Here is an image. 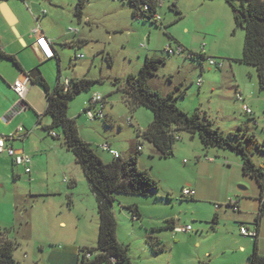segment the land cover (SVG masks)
Here are the masks:
<instances>
[{
  "label": "rangeland",
  "instance_id": "obj_1",
  "mask_svg": "<svg viewBox=\"0 0 264 264\" xmlns=\"http://www.w3.org/2000/svg\"><path fill=\"white\" fill-rule=\"evenodd\" d=\"M80 1L84 3L82 20L75 15ZM161 1L162 22L157 26L136 20L128 0H14L15 13L29 28L40 25L55 40L58 56L41 61L30 46L17 43L12 49L26 73L38 70L52 89L59 77L62 83L96 82L69 104V116L76 120L81 138L105 163L113 160L101 148L106 144L125 160L137 156L138 167L159 183L160 189L145 197L118 196L113 208L118 240L129 247L133 264H237L241 244L255 240L241 235L240 217L228 203L242 201L259 190L256 181L243 174L240 155L219 149L207 152L198 135L182 131L174 155L159 157L156 148L138 135L153 121V112L145 107L131 111L122 90L131 75L139 74L147 56L165 59L148 87L164 97L175 93L183 111H198L234 144L243 141L237 136L240 128H248L255 139L246 144L252 148L257 167H264V153L258 150V144L264 142V90L260 89L257 69L236 61L243 57L246 32L236 27L233 9L225 0ZM170 43L175 49L184 45L188 53L168 55L166 46ZM205 51L209 58L223 63V68L189 56L190 52ZM20 73L11 60L0 57V111L10 82ZM235 79L249 93L256 91V105L246 102L254 111L252 116L245 113V102L237 99L236 90L227 92V83ZM97 94L105 99L106 118L92 121L86 111ZM19 118L36 129L27 140V152L23 143L15 145L17 154L32 156V173L13 167L11 158L0 154V228L10 230L9 238L18 243L15 259L20 264H48L50 254L44 250L51 253L66 243L95 248L100 225L98 204L62 129H52L59 138L44 129L52 124L50 114L43 116L39 126L33 111L29 117ZM187 188L196 190L194 199L184 196ZM130 207H137L140 216L134 218ZM172 220L177 226H191L193 231L167 228Z\"/></svg>",
  "mask_w": 264,
  "mask_h": 264
},
{
  "label": "trees",
  "instance_id": "obj_2",
  "mask_svg": "<svg viewBox=\"0 0 264 264\" xmlns=\"http://www.w3.org/2000/svg\"><path fill=\"white\" fill-rule=\"evenodd\" d=\"M128 1L136 20L151 22L157 26L162 22V20L158 21L155 18L159 15V8L162 6L161 0ZM225 1L233 9L236 27L242 28L246 32L243 57L236 61L257 69L260 89L264 90V0H239V4H236L235 0ZM145 6L149 7L148 11L144 10ZM83 7L84 3L80 1L75 14L79 20L83 18ZM173 8L179 12L175 3ZM190 54L193 55V59L197 56L203 60L209 58L203 53L190 52ZM0 57L11 60L22 70L17 58L3 52L1 46ZM165 63L163 58L147 56L139 74L131 75L122 90L131 111L145 107L154 114L153 121L148 128L143 133L139 132L138 135L141 136L142 134L143 138L156 148L161 158H170L174 155V146L180 140L178 138H180L179 134L182 131L189 132L193 136L198 135L207 152L211 149H219L240 155L243 174L255 180L261 189L260 207L255 219L258 236L254 239L255 246L248 264H264V255L260 253L258 245V229L264 218V167L255 165L250 152L252 148L246 144V141L252 142L255 135L250 134L248 128L244 130L241 127L242 134L236 135L241 136L243 141L234 144L224 136L219 128H214L210 121L203 120L198 111L193 114L183 111L177 105L175 93L164 97L159 92L151 90L148 87L149 79L155 76ZM34 82L39 84L48 96L45 114L52 116V124L44 129L49 134L55 133L52 130L54 128L62 129L65 143L75 155L76 162L82 168L98 204L100 225L97 246L81 249L82 254L85 252L93 253V259L85 261L83 257H78L77 264H133L129 247L118 240V226L113 208L118 196L145 197L158 191L160 189L159 183L148 171L138 167L137 156L125 160L120 155L119 158L113 159L110 163H105L92 146L81 138L76 120L69 116V104L80 93L89 91L96 82L86 79L72 80L67 91L60 81V77L54 89H51L42 75L37 77ZM105 118L106 115L103 119ZM54 138H59V135ZM258 147V150L264 153V142L262 145L258 144ZM140 148L142 146L139 147V151H141ZM130 208L134 213V218L140 216L137 207ZM167 228L175 230L177 228L176 222L174 220L168 221ZM9 233L10 230L0 228V264H20L14 257V249L18 243L9 238ZM112 258H115L116 261H111Z\"/></svg>",
  "mask_w": 264,
  "mask_h": 264
},
{
  "label": "crops",
  "instance_id": "obj_3",
  "mask_svg": "<svg viewBox=\"0 0 264 264\" xmlns=\"http://www.w3.org/2000/svg\"><path fill=\"white\" fill-rule=\"evenodd\" d=\"M12 1L14 0H7V1L0 0V46L2 48V51L5 52L6 54L15 56L14 54H16L15 53L16 51L15 49H12V48H15L17 43H21L23 46H26V47L30 46V48L33 50L34 54L36 55L37 59H40L41 61H50V60H45L43 54L35 47L34 45L35 41L34 39H32V36H31L32 29L29 28V24L27 23L26 20H22L15 13L12 7V4H11ZM11 24H13L14 27ZM186 31H188V29ZM44 32L52 43L53 50L55 52V58H56L58 54H57V51L55 50V40L51 38L45 30ZM7 48H11V51H8ZM204 53L208 57V53L206 51ZM231 58L232 57H229V60H232ZM21 69L22 70H21V73L19 74V77H17L16 79L10 82V88L8 90V95L4 97V99L2 100L3 106H1V111H0V120L2 122L0 123L1 125L0 136L9 137L10 135L15 134V132L18 130L19 127L21 126L24 127V129L26 130V132H28V134H23L21 138L15 139L11 143L14 148L17 143H23L24 144L23 150L27 152V148H26V145L28 142L27 140L31 137L32 134L35 133L36 129H32L33 128L32 124H30L25 119H20L19 117L21 115L22 116L26 115L29 117L30 112L33 111L39 119L38 124H37L39 126V124H41L42 122L43 116L45 115V112L48 106V96H47V93L44 91V89L39 84L35 83L34 80H31V82L27 85V94H26V103L29 107L26 111L20 110V106L18 105L20 99L18 95L15 93L13 87L17 80L19 79L25 80V76L27 75L30 76L31 73L38 71V70H35V71H32L31 73H26L25 68L22 65H21ZM202 71L204 72V70ZM251 78L254 80L252 73H251ZM202 83H203V80H202ZM234 84L237 87V89H235L236 87L234 88ZM226 86L228 87L227 92H232V88L233 90H236V94L240 92L243 95L245 105H248L246 104L248 100L254 105H256V102H255L256 98L254 97L256 96V91H252V93H249L245 87L241 88L242 84L237 79H235V82H232L231 84L227 83ZM253 86L256 87V85L254 84ZM244 96L246 97V99ZM15 111H17V113H14ZM253 114H254V111H253ZM29 129H32V130H29ZM3 155H6V154H3ZM12 165L13 167H15L13 160H12ZM256 186H259V184L257 183ZM70 187H73V186H70ZM245 192H248V189H246ZM260 197H261V189L259 187L258 191L253 190V193H249L248 195H245L244 200L239 201L240 209L239 211H235V210L234 211L238 213L240 217L239 219L240 220L239 222L241 224L240 233H241L242 226H246L250 230L257 231V228L255 226V219H256V216H257V213L260 207V202H259ZM215 221L217 222L219 221L218 214L215 217ZM176 224L178 225V223ZM62 226L66 227L67 225L66 223H62ZM258 232H259V239H258L259 250H260V253L264 255V218L258 229ZM254 246H255V241L251 243L244 241L241 244L239 251H238L237 264L238 263L240 264L249 263V257L254 250ZM42 248H43L42 250L45 249L43 246ZM87 248H91V247H88L86 245L83 247H76V246L71 247V245L66 243L59 248H54L51 253L50 252L47 253L46 250H44L43 252L46 254H50L48 264H77L78 257L81 256V249H87ZM33 264H38V263H33Z\"/></svg>",
  "mask_w": 264,
  "mask_h": 264
},
{
  "label": "built area",
  "instance_id": "obj_4",
  "mask_svg": "<svg viewBox=\"0 0 264 264\" xmlns=\"http://www.w3.org/2000/svg\"><path fill=\"white\" fill-rule=\"evenodd\" d=\"M113 1L118 2L119 0H113ZM160 4H162V1ZM144 10L148 11L149 7L145 6ZM42 15L44 16L47 15V12L44 11ZM155 18L158 21L162 20V18L159 15H157ZM31 36H32V39H34L35 41L34 42L35 47L43 54L45 60H51L55 58V52L53 50L52 43L40 25L36 26L31 31ZM172 45L173 44L170 43L168 44V46H166V52L168 53V55H176V54L182 55V54L188 53L187 49L183 47L182 45L179 44L176 49ZM202 53L205 54L204 52ZM189 56L193 58V55L190 53H189ZM83 57H84L83 55L77 56V58H83ZM208 62H209V65L213 67H217L218 69L223 68V63L218 62L217 60L213 58H208ZM31 80H32L31 77L27 75L25 76V80H21V79L17 80L13 87L15 93L18 95L20 99L18 103V105L20 106V110H23V111H26L29 107L26 103V94H27V85L31 82ZM62 84L65 86V90L67 91L70 85V81L66 80ZM201 85H202V78H200L198 81V86L201 87ZM237 99L241 102H244L243 95L240 92L237 93ZM104 109H105L104 97L97 94L94 96L93 99H91L89 109L86 111V113L88 114L89 118L92 121L95 119H103L105 117ZM243 109L247 115L249 116L253 115V111L248 105L244 104ZM17 111H15L14 113H17ZM23 134H28V132H26L24 127L21 126L18 128L15 134L10 135L9 137L0 136V154H6L13 160V163L15 166L24 167L26 173L31 174L32 164H33L32 156L26 153L17 154L15 151V148L13 147L11 143L15 139L21 138ZM51 135L53 137H58L56 133H51ZM101 148L104 151L108 152L112 156L113 159H117L120 157V153L117 150H114L108 144L103 145ZM140 150H142V148H140ZM196 195H197L196 190L193 188H187L184 190V196L186 198L194 199ZM228 206H231L235 211H239L240 209L239 201L231 200L228 203ZM175 230L178 232L188 233V232H191L193 229L191 226H185V227L177 226ZM241 235L245 238H252V239H255L258 236L255 230H250L246 226L241 227ZM80 257H83L85 261H89L93 259V253H89V252H85L83 254L81 253ZM111 261L115 262L116 259L112 258Z\"/></svg>",
  "mask_w": 264,
  "mask_h": 264
},
{
  "label": "water",
  "instance_id": "obj_5",
  "mask_svg": "<svg viewBox=\"0 0 264 264\" xmlns=\"http://www.w3.org/2000/svg\"><path fill=\"white\" fill-rule=\"evenodd\" d=\"M11 25L14 27L13 24H11ZM39 75H40V72H39V71H35V72L31 73L30 76H31V79H32V80H35ZM240 190L245 191L246 188H244V187H240Z\"/></svg>",
  "mask_w": 264,
  "mask_h": 264
}]
</instances>
